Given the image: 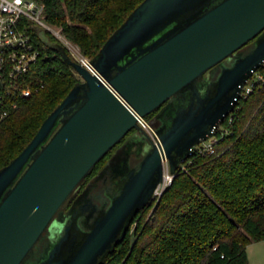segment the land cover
<instances>
[{
	"label": "water",
	"instance_id": "1",
	"mask_svg": "<svg viewBox=\"0 0 264 264\" xmlns=\"http://www.w3.org/2000/svg\"><path fill=\"white\" fill-rule=\"evenodd\" d=\"M39 37L83 81L0 170V264H105L155 199L164 161L174 174L213 138L264 66V0H144L90 68L52 43L47 29ZM165 104L173 114L164 130L156 117L157 145L138 117ZM133 131L129 172L117 183L109 175L90 182L62 222L85 178Z\"/></svg>",
	"mask_w": 264,
	"mask_h": 264
},
{
	"label": "trees",
	"instance_id": "2",
	"mask_svg": "<svg viewBox=\"0 0 264 264\" xmlns=\"http://www.w3.org/2000/svg\"><path fill=\"white\" fill-rule=\"evenodd\" d=\"M36 1L45 6L44 21L91 61L144 0ZM42 29L38 24L29 28L41 57L19 82V90L30 88L32 95L0 92V110H9L0 121V170L25 149L45 119L83 81L58 51L42 41ZM47 34L52 43H61L49 30ZM256 74L264 76V66ZM232 116L231 124H223L229 134L219 136L216 153L195 152L182 164L163 197L134 217L105 264H249L247 246L264 240V81L255 83ZM108 157L81 188L94 180ZM51 232L44 247L52 240Z\"/></svg>",
	"mask_w": 264,
	"mask_h": 264
},
{
	"label": "built area",
	"instance_id": "3",
	"mask_svg": "<svg viewBox=\"0 0 264 264\" xmlns=\"http://www.w3.org/2000/svg\"><path fill=\"white\" fill-rule=\"evenodd\" d=\"M44 15V4L36 0H0V92L11 93L13 91H20L25 97L32 95V90L30 88L19 90V82L25 81L31 68L38 63L41 57V51L29 32V28L35 24L49 31L52 30L53 33L62 40L61 43L66 46L69 52L70 50L75 52V56L78 52L80 53L79 48L70 43L59 30L50 28L44 21ZM82 57L84 56L82 55ZM75 59L81 62L78 57ZM85 59L89 63L88 67H86L90 68V61L87 58ZM254 79L256 81L251 82V78L247 82L241 99L252 93L255 83L264 81V76L256 74ZM14 107H16V105H14ZM0 108H2V96H0ZM232 114L233 112L224 122L227 121L228 124H231L233 121ZM8 115V109L4 108L0 110V121ZM224 122L218 128V132L213 138L202 142L196 147V153L199 155H214L216 153V145L219 142V136L223 137L229 134L228 129L223 125ZM138 123L157 145L160 144L159 135L149 125L146 119L138 117ZM173 179L174 174L170 172L169 163L166 160L164 161V180L155 191V199H160L163 191L171 186Z\"/></svg>",
	"mask_w": 264,
	"mask_h": 264
},
{
	"label": "flooded vegetation",
	"instance_id": "4",
	"mask_svg": "<svg viewBox=\"0 0 264 264\" xmlns=\"http://www.w3.org/2000/svg\"><path fill=\"white\" fill-rule=\"evenodd\" d=\"M242 50L237 52V54L241 55ZM213 71H210L209 73L205 75V78H204L205 81L209 79ZM171 114H173V109H172L171 104H169V106H166L165 104L159 111L156 112L154 117L159 118L161 121L163 120V122L165 123V126L162 127L163 130L166 128V120L168 116H170ZM157 121L159 122L160 125L163 126V123L161 124L159 120ZM133 134L131 136L127 135L117 146H115L107 154V156L109 155V157L105 161L102 168L98 171L93 181L97 179L102 180L107 175H109L108 177L111 179V181L117 183V181L122 179L129 172V164H128L129 156L131 153L135 152L136 145L138 144V140H135L132 138ZM88 184L89 183H87L83 188L77 191V193L73 196L70 203L65 208L63 212V216H61L62 222H65L69 218L71 212L74 210L75 207L82 204V202L78 203V197L81 195V193L84 191V189L87 187Z\"/></svg>",
	"mask_w": 264,
	"mask_h": 264
},
{
	"label": "rangeland",
	"instance_id": "5",
	"mask_svg": "<svg viewBox=\"0 0 264 264\" xmlns=\"http://www.w3.org/2000/svg\"><path fill=\"white\" fill-rule=\"evenodd\" d=\"M50 26V25H49ZM50 28L54 29V30H58L54 27H51ZM50 32L52 34L53 31L50 30ZM55 35V34H54ZM56 36V35H55ZM57 37V36H56ZM58 38V37H57ZM59 39V38H58ZM60 41H62L61 39H59ZM249 46H246L244 49H246L245 51H247L249 48ZM69 48V47H68ZM70 49V48H69ZM70 52L73 54V56L75 58H77L74 54L75 52L70 50ZM80 79H82L80 77ZM252 81H256L255 79H252ZM149 125L155 129H157L159 127V122L157 121V119L155 117H151L149 119H147ZM137 163V160L135 159H132V164L135 165ZM98 190H101V186L98 187ZM97 190V191H98ZM136 225H133L132 226V231H134ZM54 232H52L53 234ZM247 254H248V257H249V264H264V240L263 241H259V242H255V243H252L250 245L247 246Z\"/></svg>",
	"mask_w": 264,
	"mask_h": 264
},
{
	"label": "bare ground",
	"instance_id": "6",
	"mask_svg": "<svg viewBox=\"0 0 264 264\" xmlns=\"http://www.w3.org/2000/svg\"><path fill=\"white\" fill-rule=\"evenodd\" d=\"M76 56L78 57V59L85 65V66H87L88 67V61L84 58V57H82V55L78 52L77 54H76Z\"/></svg>",
	"mask_w": 264,
	"mask_h": 264
}]
</instances>
